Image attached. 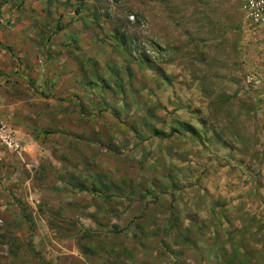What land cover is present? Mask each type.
I'll list each match as a JSON object with an SVG mask.
<instances>
[{
	"label": "rangeland",
	"instance_id": "374dc122",
	"mask_svg": "<svg viewBox=\"0 0 264 264\" xmlns=\"http://www.w3.org/2000/svg\"><path fill=\"white\" fill-rule=\"evenodd\" d=\"M240 5L0 0V264H264Z\"/></svg>",
	"mask_w": 264,
	"mask_h": 264
},
{
	"label": "built area",
	"instance_id": "2783aa9c",
	"mask_svg": "<svg viewBox=\"0 0 264 264\" xmlns=\"http://www.w3.org/2000/svg\"><path fill=\"white\" fill-rule=\"evenodd\" d=\"M240 11L246 28L251 33L262 32L264 36V0H241ZM260 63L246 70L245 88L253 95L258 104L264 107V46L259 53ZM0 140L11 149L18 150L20 144L10 130L0 124Z\"/></svg>",
	"mask_w": 264,
	"mask_h": 264
}]
</instances>
